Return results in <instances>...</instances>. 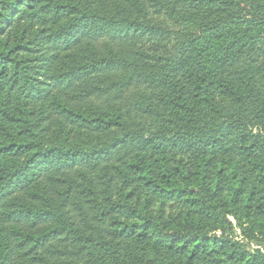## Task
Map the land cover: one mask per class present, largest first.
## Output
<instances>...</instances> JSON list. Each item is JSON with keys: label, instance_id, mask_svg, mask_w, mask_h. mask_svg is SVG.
Segmentation results:
<instances>
[{"label": "trees", "instance_id": "trees-1", "mask_svg": "<svg viewBox=\"0 0 264 264\" xmlns=\"http://www.w3.org/2000/svg\"><path fill=\"white\" fill-rule=\"evenodd\" d=\"M237 231L264 245V0H0V264H264Z\"/></svg>", "mask_w": 264, "mask_h": 264}, {"label": "rangeland", "instance_id": "rangeland-1", "mask_svg": "<svg viewBox=\"0 0 264 264\" xmlns=\"http://www.w3.org/2000/svg\"><path fill=\"white\" fill-rule=\"evenodd\" d=\"M255 131H257L255 129ZM235 236L240 239L242 242H244L246 244L247 247L249 248H257V247H261V249L264 250V245H258V243L256 241H248L246 239H244V237L242 236L241 232L240 231H237L235 233Z\"/></svg>", "mask_w": 264, "mask_h": 264}]
</instances>
